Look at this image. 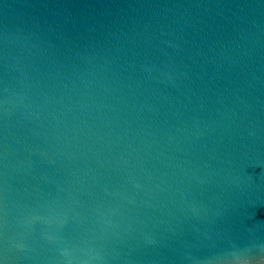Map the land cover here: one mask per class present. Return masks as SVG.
Returning <instances> with one entry per match:
<instances>
[{"label": "water", "instance_id": "1", "mask_svg": "<svg viewBox=\"0 0 264 264\" xmlns=\"http://www.w3.org/2000/svg\"><path fill=\"white\" fill-rule=\"evenodd\" d=\"M0 264H264V0H0Z\"/></svg>", "mask_w": 264, "mask_h": 264}]
</instances>
